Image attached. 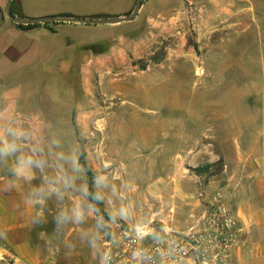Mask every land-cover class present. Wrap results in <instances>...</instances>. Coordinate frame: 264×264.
Segmentation results:
<instances>
[{
    "label": "rangeland",
    "instance_id": "rangeland-1",
    "mask_svg": "<svg viewBox=\"0 0 264 264\" xmlns=\"http://www.w3.org/2000/svg\"><path fill=\"white\" fill-rule=\"evenodd\" d=\"M7 1L0 0L4 10ZM137 1L15 0L14 15L127 17ZM68 25L61 39L98 40L94 62L75 63L79 79L48 88L46 104L57 113L65 107L67 125L47 127L54 141L46 145L63 154L68 184L49 200V232L57 235L47 256L49 264H101L104 241L121 224L187 227L193 195L234 157V138L264 141V0H144L133 21L103 25L112 29L106 39L100 26ZM89 181L103 212L90 200ZM77 203L81 223L72 217ZM242 240V264H264V232Z\"/></svg>",
    "mask_w": 264,
    "mask_h": 264
},
{
    "label": "crops",
    "instance_id": "crops-1",
    "mask_svg": "<svg viewBox=\"0 0 264 264\" xmlns=\"http://www.w3.org/2000/svg\"><path fill=\"white\" fill-rule=\"evenodd\" d=\"M65 24L77 32L93 26L57 23L23 30L15 24L6 25V20L0 26V148L15 145V151L0 152V258L7 259L9 254L15 257V264H49L47 254L57 235L56 230L50 234L47 215L49 200L64 194V156L58 150H48L47 142L54 140L46 130L67 123L65 107L57 113L53 104L51 108L46 104L52 102L48 88H56L61 78L70 82L79 79L76 71L81 67L75 63L83 59L87 67L95 59L90 49L98 38L86 43L69 36L63 40L60 27ZM99 26L100 37L104 35L106 39L112 29ZM234 141V157L226 158L222 170L202 177V188L206 197H218L235 213L242 234L237 252L242 264V250L246 249L243 236L253 229L264 232V141L246 145H240L238 139ZM58 155L62 157L61 165ZM29 156L34 160L45 157L46 163L43 168L33 166L32 178L25 179L15 169ZM52 188L59 191L54 193ZM191 205L190 222L191 216L201 210L199 196L193 195Z\"/></svg>",
    "mask_w": 264,
    "mask_h": 264
},
{
    "label": "built area",
    "instance_id": "built-area-1",
    "mask_svg": "<svg viewBox=\"0 0 264 264\" xmlns=\"http://www.w3.org/2000/svg\"><path fill=\"white\" fill-rule=\"evenodd\" d=\"M201 210L185 228L151 221L149 234L137 226L119 225L103 244L106 264H239L241 230L235 213L218 198L200 193ZM107 254V257L105 256ZM6 258L15 264V257ZM19 264H28L19 262ZM102 264V262H101Z\"/></svg>",
    "mask_w": 264,
    "mask_h": 264
},
{
    "label": "water",
    "instance_id": "water-1",
    "mask_svg": "<svg viewBox=\"0 0 264 264\" xmlns=\"http://www.w3.org/2000/svg\"><path fill=\"white\" fill-rule=\"evenodd\" d=\"M13 0H8L5 10L0 7V26L4 23L6 18L13 23L20 25H36L45 23H75L84 25H116L124 22L133 21L138 15L143 6L144 0H138L133 13L130 16H115V17H73V16H44L34 18H22L14 15L11 10Z\"/></svg>",
    "mask_w": 264,
    "mask_h": 264
},
{
    "label": "clouds",
    "instance_id": "clouds-1",
    "mask_svg": "<svg viewBox=\"0 0 264 264\" xmlns=\"http://www.w3.org/2000/svg\"><path fill=\"white\" fill-rule=\"evenodd\" d=\"M15 151V145H8L5 144V146L3 148H0V152H12ZM36 166L39 168H43L44 166V161L43 160H34L31 156L21 160V162L19 163V165L16 167L15 171L16 174L18 176H24L25 179H31L32 178V167ZM103 177H100L97 179V184L101 183L103 181ZM68 182L67 180H65V186H67ZM52 191H56L58 192L59 189L57 188H52ZM97 198H100L99 195L97 196ZM121 212H123V210H121ZM72 217H73V221L75 223H81L84 218H85V214L83 209L81 208V206L77 203L73 209H72ZM67 218V211H62L60 214V219H66ZM137 234L138 236H140L142 238V236L144 235H148V229L146 226H141L138 225L137 226ZM105 256L107 257V254H105ZM102 264H106V259L104 261H102Z\"/></svg>",
    "mask_w": 264,
    "mask_h": 264
},
{
    "label": "trees",
    "instance_id": "trees-1",
    "mask_svg": "<svg viewBox=\"0 0 264 264\" xmlns=\"http://www.w3.org/2000/svg\"><path fill=\"white\" fill-rule=\"evenodd\" d=\"M14 4H15V0H14L13 3H12V13H13V14H14ZM53 24H57V23H53ZM50 25H52V24H50V23H46L45 26L50 27ZM16 26H17L18 28H20V29L28 30V29H31V28H34V27H38V26H41V25H40V24H36V25H20V24H16ZM94 46H95V45H92L91 47H94ZM73 123H74V125L76 124V123H75V120L73 121ZM84 154H85V153H84V150L82 149V156H84ZM82 164H83L84 167H85V170H86L87 175H88L89 177H91V175H92V171H91L90 167L88 166V164H87L85 161H83ZM209 168H210V166H206V167H203V168H197L196 171H197V172H202V171H204V170H208ZM89 183H90V188H89V197H90V200H91L92 204L95 203V204L97 205L98 209H99L101 212H103L104 210H103V205H102V203H100V202H98V201H95V199H94L95 192H94V189H93L92 181H89Z\"/></svg>",
    "mask_w": 264,
    "mask_h": 264
},
{
    "label": "flooded vegetation",
    "instance_id": "flooded-vegetation-1",
    "mask_svg": "<svg viewBox=\"0 0 264 264\" xmlns=\"http://www.w3.org/2000/svg\"><path fill=\"white\" fill-rule=\"evenodd\" d=\"M11 10H12V5H11Z\"/></svg>",
    "mask_w": 264,
    "mask_h": 264
}]
</instances>
